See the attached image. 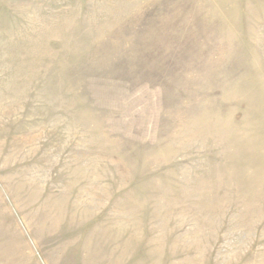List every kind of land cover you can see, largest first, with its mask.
<instances>
[{
	"label": "rangeland",
	"instance_id": "374dc122",
	"mask_svg": "<svg viewBox=\"0 0 264 264\" xmlns=\"http://www.w3.org/2000/svg\"><path fill=\"white\" fill-rule=\"evenodd\" d=\"M0 264H264V0H0Z\"/></svg>",
	"mask_w": 264,
	"mask_h": 264
}]
</instances>
